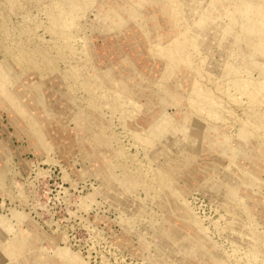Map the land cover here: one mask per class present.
<instances>
[{
  "label": "rangeland",
  "instance_id": "obj_1",
  "mask_svg": "<svg viewBox=\"0 0 264 264\" xmlns=\"http://www.w3.org/2000/svg\"><path fill=\"white\" fill-rule=\"evenodd\" d=\"M257 4L264 16V0H171L181 15L165 21L152 3L139 20L105 0H0V216L13 224L0 264L58 249L82 264H264V96L230 85L264 81V25L245 31L264 24ZM152 17L186 30L187 73L210 91L201 120L172 97L166 79L184 74Z\"/></svg>",
  "mask_w": 264,
  "mask_h": 264
},
{
  "label": "bare ground",
  "instance_id": "obj_2",
  "mask_svg": "<svg viewBox=\"0 0 264 264\" xmlns=\"http://www.w3.org/2000/svg\"><path fill=\"white\" fill-rule=\"evenodd\" d=\"M132 1H133L132 3L134 5H137V8H139L138 9L139 12H137L135 9H133L129 5H128V8H125V7L122 8L121 5L119 4L120 3L119 0H105V2H107V6L110 9H112L115 12L120 13V14H124V12L126 14H130V15H132L130 18H132L133 15H135L136 13L137 14L139 13V15H138V19L139 20H141L142 18L143 19L145 18V20H146V13L150 14V11H151V10H149V8H150L149 5L151 3L155 6V10L156 11H160V13L162 15V18H166V19H164L165 21L170 16L173 19H178V18H180V15H181L180 9H177V10H173L172 9L171 0H151L150 3L147 2L146 7L143 4V1H145V0H132ZM246 5H248L249 8H253L252 5L249 4V3H247ZM255 8L257 9V13L261 14V16H263V12H262V9L259 6V4H257ZM141 9L142 10L144 9L142 13H141ZM109 20H110V18H109ZM149 20L152 23V24H149V25L154 26V29H151V32H154V31L156 33L165 32V34H166L167 30L170 27L171 28V32H172L171 36L173 37V41L175 40L176 44H180V46H178L179 49H174L176 45H174L173 41H169L170 46H168L167 67L169 68L168 70H170V69H172L171 68L172 65L175 64L177 66V68H173V70H175L174 74H176L178 72H180L181 75L184 74L183 81H179L175 76H174V78H172V75H171V77L168 76L169 78L166 79L165 82L170 83V89L175 94V95H172V97L176 96V100H177V102L181 103V106H183L185 103L189 104V106H191V112H192L191 113L189 111V113L193 114L196 117L198 111H203V108L199 104L198 99L202 98V97L203 98L209 97L210 96V91L205 86L200 85L199 84L200 82L198 80L194 81V77L192 76V74H188L187 73L189 71V69H186V68H189V57H190V54L188 52L189 49L187 48V47H189V46H187L189 43H187L186 35H185V32H184L186 30L185 29H184V31L180 30L181 32L176 31V27L172 24V22H171V25L167 24L168 25L167 26V28H168L167 30L166 29L162 30L161 29V25L158 24V20L159 19H156V17H152ZM111 21H113L117 25L118 24H122V22L118 19V17L116 15H114V20H110V22ZM250 21L251 22H248L246 24V28H245L246 30L245 31H249L250 33H252V31H254V32L256 31L258 34H260L262 36L261 30L259 29V28H261L264 25L263 23H261L262 21L259 18H258V22H255L254 20H250ZM179 22H181V21H179ZM111 24H113V23H111ZM180 24H182V23H180ZM252 25H254V28H253ZM259 44H260V46L259 47L256 46V49H258V50H260V51H262L264 53V44L262 42H259ZM234 80L230 79V85L235 89V92L237 91V92L240 93V96H241V94L242 95H246L247 98L250 97L252 100H256V101H258L259 99L263 98V96H264V81L260 80L258 82H254V83L252 82L250 84V83H246V82H241L239 80L238 81H234ZM188 91H189V94H188ZM209 112L214 113V111H210V110H209ZM206 114H207V112H206ZM206 114H204V116H206ZM211 115L213 116L214 114H211ZM212 116H210V117H212ZM198 118H197L198 120H201L200 117H198ZM207 118H208V115H207ZM208 122H210V121H208ZM207 126H209L208 123H207ZM196 129H198V128H196ZM245 132L244 131L240 132V137L241 138H240V140L237 141V144H236L237 151H239L238 152L239 158H243L244 157L243 147L246 145L247 142L250 141L249 137L245 134ZM204 151H207V147H206V150H204ZM11 214H12V218L15 221L14 225L20 226L21 224H23V222L25 220V215H24L25 213L23 214V212L12 211ZM9 225H11L10 226V228H11L13 224H9L7 220L6 221L3 220L2 217L0 216V228L3 229V232H6V230L8 231V229H10ZM17 239H19V238H17ZM14 242L16 243V247H15V243ZM14 242H11V244L9 243L10 244V248H12V250L13 249L17 250L18 253L19 252L21 253V252H24L26 244L28 243V239L23 237V238L19 239V241L17 240V241H14ZM5 246L1 248L2 251H0L1 252L0 257L2 255L5 257V255L8 254ZM56 247H58V246H56ZM21 255H22V253H21ZM54 259H56L57 262L61 263V264H82V260L78 256V254L69 252L66 249L55 250L53 258L52 259L48 258L46 264H54V262H55ZM43 260H44V258H43Z\"/></svg>",
  "mask_w": 264,
  "mask_h": 264
}]
</instances>
